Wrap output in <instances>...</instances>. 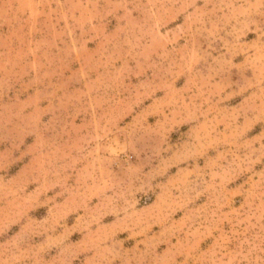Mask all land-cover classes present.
<instances>
[{
  "label": "rangeland",
  "instance_id": "1",
  "mask_svg": "<svg viewBox=\"0 0 264 264\" xmlns=\"http://www.w3.org/2000/svg\"><path fill=\"white\" fill-rule=\"evenodd\" d=\"M0 264H264V0H0Z\"/></svg>",
  "mask_w": 264,
  "mask_h": 264
}]
</instances>
